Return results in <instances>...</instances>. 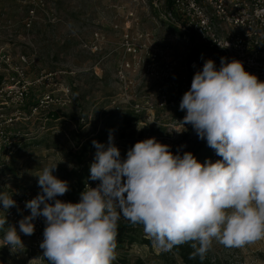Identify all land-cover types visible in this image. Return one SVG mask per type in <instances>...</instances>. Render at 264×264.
<instances>
[{"label": "clouds", "instance_id": "obj_1", "mask_svg": "<svg viewBox=\"0 0 264 264\" xmlns=\"http://www.w3.org/2000/svg\"><path fill=\"white\" fill-rule=\"evenodd\" d=\"M179 108L186 111L183 127L191 125L221 159L199 162L190 151L174 154L155 137L136 142L122 158L109 130L107 144L92 141L88 179L99 183H86L79 202L58 198L70 186L53 175L58 164H50L36 175L40 191L25 201L30 214L18 221V232L7 220L18 205L0 191L4 246L24 249L19 233L33 235L40 217L45 227L39 247L48 264H113L121 217L141 225L158 250L187 243L194 250L189 259L201 261L213 240L235 248L264 240V81L239 60L221 57L217 68L207 59Z\"/></svg>", "mask_w": 264, "mask_h": 264}, {"label": "rangeland", "instance_id": "obj_2", "mask_svg": "<svg viewBox=\"0 0 264 264\" xmlns=\"http://www.w3.org/2000/svg\"><path fill=\"white\" fill-rule=\"evenodd\" d=\"M155 1L159 8L153 4ZM163 3L168 7L166 0H0V65H5V54L15 62L23 55L29 62L30 78L60 72L72 95L70 102L30 115L38 90L43 92L42 87H35L25 114L5 125L13 147L0 151V191L9 193L36 185V175L44 167L58 164L53 175L68 181L69 193L74 194L89 178L96 151L92 141L107 144L113 127H117L114 143L122 158L136 142L151 137L170 145L174 154L178 150L181 154L190 151L198 161L208 154L211 148L206 141L197 137L191 125L185 129L179 122L183 120L178 116L180 109L159 113L150 122L110 105V97L117 92L115 64L119 57V35L112 26L119 23L124 27L133 13L142 30L153 33L161 42L172 39L169 34L173 32L159 18ZM96 30L103 32L109 42L101 52L92 53L83 43ZM181 48L182 42L177 49ZM12 111L0 105L4 119ZM181 145L185 147L181 149ZM5 231L6 227L0 231L1 239ZM141 237H146L143 230ZM149 241L136 242L127 250L116 249V257H126L127 264H183L177 254L160 251ZM208 252L215 264H264V240L240 248L213 240ZM38 261L0 250V264H39Z\"/></svg>", "mask_w": 264, "mask_h": 264}, {"label": "built area", "instance_id": "obj_3", "mask_svg": "<svg viewBox=\"0 0 264 264\" xmlns=\"http://www.w3.org/2000/svg\"><path fill=\"white\" fill-rule=\"evenodd\" d=\"M153 4L159 8L157 1ZM159 18L161 24L173 32L169 34L172 39L161 42L153 33L142 30L133 13L128 16L124 27L119 23L112 26L119 35L116 43L119 57L115 64L117 92L110 97V105L115 110H129L150 122L155 121L159 113L163 115L179 110L183 94L190 89L195 72L202 70L207 59H212L217 68L221 57L228 61L239 60L246 71L264 81V0H172L168 7L163 3ZM92 36L83 43V47L92 53L101 52L109 40L98 30ZM181 42L182 48L177 49ZM2 61L5 65H0V75H3L0 105L13 111L6 119L3 113L0 114V151L13 147L5 125L16 122L25 114L35 87H42L43 92L38 90L35 103L30 106V115L50 106L59 107L63 102H70L72 97L71 87L61 79L60 72L42 73L32 79L28 75L29 62L25 56L15 62L5 54ZM206 159L215 162L221 158L210 149L199 162ZM86 183L95 187L99 182L88 179L74 194L67 192L58 198L79 202ZM39 191L36 184L9 192L20 211L17 207L10 208L7 220L17 227L18 232V221L30 214V210L25 209V201L34 198ZM2 207L0 204V209ZM4 215L6 213L0 211V216ZM34 224L33 235L19 233L24 249L11 252L9 246H4L2 237L0 250L35 257L39 264H48L39 247L43 240L44 218H37Z\"/></svg>", "mask_w": 264, "mask_h": 264}, {"label": "trees", "instance_id": "obj_4", "mask_svg": "<svg viewBox=\"0 0 264 264\" xmlns=\"http://www.w3.org/2000/svg\"><path fill=\"white\" fill-rule=\"evenodd\" d=\"M172 0H166L167 6H170ZM3 79V75H0V83ZM186 115V112L179 113V117L183 118ZM51 116L55 117L56 114H51ZM117 127H113L112 132H114ZM143 230V227L141 225H132L127 220H125L123 217L118 221V235H117V248L121 250H127L129 249L133 244L136 242H144V243H150L149 239L146 237H141V232ZM194 250L191 248L190 244H183L178 247H175L172 251V253H175L179 256L183 264H215L211 257L209 252L206 254L203 261L197 257L196 259H189V255ZM128 260L124 256H117L116 260L113 262V264H127ZM142 264V263H141Z\"/></svg>", "mask_w": 264, "mask_h": 264}]
</instances>
